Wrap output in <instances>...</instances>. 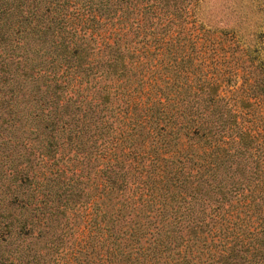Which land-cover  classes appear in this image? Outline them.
Segmentation results:
<instances>
[{
  "label": "trees",
  "instance_id": "obj_1",
  "mask_svg": "<svg viewBox=\"0 0 264 264\" xmlns=\"http://www.w3.org/2000/svg\"><path fill=\"white\" fill-rule=\"evenodd\" d=\"M198 1L0 0V264H264L263 36Z\"/></svg>",
  "mask_w": 264,
  "mask_h": 264
},
{
  "label": "rangeland",
  "instance_id": "obj_2",
  "mask_svg": "<svg viewBox=\"0 0 264 264\" xmlns=\"http://www.w3.org/2000/svg\"><path fill=\"white\" fill-rule=\"evenodd\" d=\"M193 15L201 26L213 30L215 34L232 33L239 47L250 48L252 45H258L255 38L261 33L263 38L260 40V46L264 48V0H199ZM228 75L230 81L226 86H232L234 92L239 93L240 80ZM46 239L48 237H44V240H40L37 244H31L32 240H23L20 237L12 245H5L3 249L15 246L24 248L25 245L42 248L47 245Z\"/></svg>",
  "mask_w": 264,
  "mask_h": 264
}]
</instances>
